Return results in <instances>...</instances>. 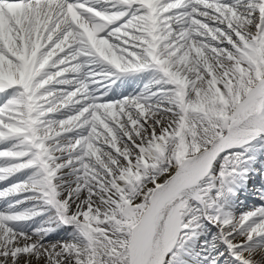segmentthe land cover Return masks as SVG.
Segmentation results:
<instances>
[{
    "label": "snow or ice",
    "instance_id": "snow-or-ice-1",
    "mask_svg": "<svg viewBox=\"0 0 264 264\" xmlns=\"http://www.w3.org/2000/svg\"><path fill=\"white\" fill-rule=\"evenodd\" d=\"M0 264H264V0H0Z\"/></svg>",
    "mask_w": 264,
    "mask_h": 264
}]
</instances>
